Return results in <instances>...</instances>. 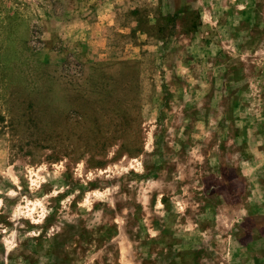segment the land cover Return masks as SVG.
<instances>
[{"label": "rangeland", "instance_id": "1", "mask_svg": "<svg viewBox=\"0 0 264 264\" xmlns=\"http://www.w3.org/2000/svg\"><path fill=\"white\" fill-rule=\"evenodd\" d=\"M0 264H264V0H0Z\"/></svg>", "mask_w": 264, "mask_h": 264}]
</instances>
